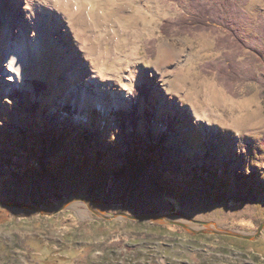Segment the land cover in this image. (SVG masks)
<instances>
[{"label": "rangeland", "instance_id": "rangeland-1", "mask_svg": "<svg viewBox=\"0 0 264 264\" xmlns=\"http://www.w3.org/2000/svg\"><path fill=\"white\" fill-rule=\"evenodd\" d=\"M72 2L24 84L0 77V264H264V0H232L243 47L165 36L190 0Z\"/></svg>", "mask_w": 264, "mask_h": 264}, {"label": "bare ground", "instance_id": "bare-ground-1", "mask_svg": "<svg viewBox=\"0 0 264 264\" xmlns=\"http://www.w3.org/2000/svg\"><path fill=\"white\" fill-rule=\"evenodd\" d=\"M72 1L54 0L51 4L49 0H0L1 42L4 44L1 50L3 67L0 77L5 85V93L24 84L25 69L30 65L31 57L46 47L60 24L68 22L59 7L63 6L67 10ZM81 3L76 12L82 8ZM98 85L96 76L86 77L80 88L74 91L79 96L80 105H83L88 90L95 91ZM74 120L79 125V117Z\"/></svg>", "mask_w": 264, "mask_h": 264}, {"label": "trees", "instance_id": "trees-1", "mask_svg": "<svg viewBox=\"0 0 264 264\" xmlns=\"http://www.w3.org/2000/svg\"><path fill=\"white\" fill-rule=\"evenodd\" d=\"M190 4L193 11L187 17L174 21H163L161 32L165 36H169L173 31L179 34L200 31H224L226 32L225 40L227 42L230 41L239 47L245 46L238 38L237 32L231 30L229 26V21L234 17L233 12L235 9L232 0H225L221 4L190 0ZM222 41L224 39H220L217 43L221 44ZM213 67L216 70L217 77L222 81L233 83L240 79V73L234 58L225 56L221 62L213 64ZM131 113L136 119L133 110H131ZM120 122L124 123V119L120 120Z\"/></svg>", "mask_w": 264, "mask_h": 264}, {"label": "water", "instance_id": "water-1", "mask_svg": "<svg viewBox=\"0 0 264 264\" xmlns=\"http://www.w3.org/2000/svg\"><path fill=\"white\" fill-rule=\"evenodd\" d=\"M133 218H135V217H133ZM148 218L160 219L159 217H152V216H149ZM261 228H262V226L259 227V229H258V233L261 231ZM257 235H258V234H257ZM257 235H256V236H257ZM244 238H247V237H244Z\"/></svg>", "mask_w": 264, "mask_h": 264}]
</instances>
